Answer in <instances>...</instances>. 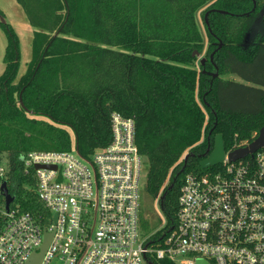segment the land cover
Masks as SVG:
<instances>
[{
  "label": "trees",
  "instance_id": "trees-1",
  "mask_svg": "<svg viewBox=\"0 0 264 264\" xmlns=\"http://www.w3.org/2000/svg\"><path fill=\"white\" fill-rule=\"evenodd\" d=\"M255 1L254 9L253 0H17L34 27L21 76L20 38L0 9L7 36L0 156L12 206L48 213L24 171V153L71 150L73 132L79 152L89 155L111 141L117 111L135 120L157 224L140 215L150 228L161 225L162 213L166 225L151 241L162 239L177 224L185 174L216 168L200 166L216 135L229 152L264 125V0ZM4 223L0 212V231Z\"/></svg>",
  "mask_w": 264,
  "mask_h": 264
},
{
  "label": "built area",
  "instance_id": "built-area-1",
  "mask_svg": "<svg viewBox=\"0 0 264 264\" xmlns=\"http://www.w3.org/2000/svg\"><path fill=\"white\" fill-rule=\"evenodd\" d=\"M110 127L111 141L89 155L77 147L23 154L24 171L32 173L46 214L12 203L6 208V168L0 167V264H26L40 251L44 228L53 235L39 264H158L164 258L176 264H197L200 258L209 264H264V145L236 160L227 151L214 170L187 172L176 226L151 241L155 232H139L146 159L135 120L116 111ZM160 214L156 231L166 225Z\"/></svg>",
  "mask_w": 264,
  "mask_h": 264
},
{
  "label": "rangeland",
  "instance_id": "rangeland-1",
  "mask_svg": "<svg viewBox=\"0 0 264 264\" xmlns=\"http://www.w3.org/2000/svg\"><path fill=\"white\" fill-rule=\"evenodd\" d=\"M15 1L16 0H0V9L4 11V20L8 22H10L11 18H20V15L18 12L19 10L16 6L17 1L16 2ZM199 21L204 27V14L202 10L199 11ZM13 27H15V25H13ZM17 28L18 29L15 28V30L17 33L20 34L21 37L20 36L19 37L22 38V40L20 39L22 54H21L20 67L18 71V76H21L26 70L27 62H29L30 58H32L33 50H32V46H30L29 43L27 44V40H26L29 38L28 37L29 33L27 31H21L19 27ZM6 44H7V36L3 30V27L0 21V74L3 72L4 67H5L4 52L6 49ZM30 48H31V55H28V52H30ZM72 144H73L72 149L76 150V143H75V137H74L73 132H72ZM0 167H3V168L7 167V158H6V155L4 154L0 156ZM147 179H148L147 160H144L142 174L140 178V189H141L140 214H141V211L144 210L145 213H147L144 218L151 221V224H157L156 219L152 217L151 215H149V213L152 210H151L150 198L147 193ZM25 186H29V185L25 184ZM158 228L160 227H156L154 225H152V227L150 228L145 227L143 225V219L141 218V215H140L139 232L142 235V237H150L154 232H156Z\"/></svg>",
  "mask_w": 264,
  "mask_h": 264
},
{
  "label": "water",
  "instance_id": "water-1",
  "mask_svg": "<svg viewBox=\"0 0 264 264\" xmlns=\"http://www.w3.org/2000/svg\"><path fill=\"white\" fill-rule=\"evenodd\" d=\"M253 1H254V9H255L256 1L255 0ZM222 12H226V11L222 10ZM208 14L209 12H206V15H205L206 23H208ZM217 75L218 73H215L214 76H217ZM21 104L24 105L22 100H21ZM263 145H264V125L260 129L258 136L248 145L236 148L232 151H229L228 152L229 159L236 160L239 158H244L247 155L254 153L256 150H258ZM226 152L227 151L225 149L223 134L219 133L216 135L213 150L210 152V154L207 157L203 158L200 161V166L202 168H209L211 166H214L220 163L225 158ZM188 158H189V155L187 154L184 158L185 162H187ZM36 167H39V165H36ZM1 192L5 198L6 208L8 209L10 207V204L14 201L15 197L9 192L6 181L2 182ZM56 217H57V214L55 215V220H56ZM44 230H45V233H44L45 239H44L43 244L40 247V251L35 252L32 255L31 259L26 264H39L46 248L48 247V244L50 242V239L53 233L50 231H47L46 228H44ZM197 264H209V263L206 260L200 258L198 259Z\"/></svg>",
  "mask_w": 264,
  "mask_h": 264
},
{
  "label": "crops",
  "instance_id": "crops-1",
  "mask_svg": "<svg viewBox=\"0 0 264 264\" xmlns=\"http://www.w3.org/2000/svg\"><path fill=\"white\" fill-rule=\"evenodd\" d=\"M16 6L19 10L18 12H19L20 18H11L10 23L12 26L15 25L14 29L15 28L18 29L17 27H19L21 29V31H27L29 33L28 34L29 38L26 40H27V44L29 43V45L32 46V41H33V37H34V27L29 22V18L27 16L26 12L23 10V8L20 6V4L18 2H16ZM198 16H199V13H198ZM18 35L20 36L19 33H18ZM20 39L22 40V38H20ZM21 40H20V42H21ZM21 54H22V50H21ZM4 55H5V52H4ZM28 55H31V48H30V52H28ZM30 60H31V58H30ZM231 77L235 78L236 76L231 75Z\"/></svg>",
  "mask_w": 264,
  "mask_h": 264
}]
</instances>
